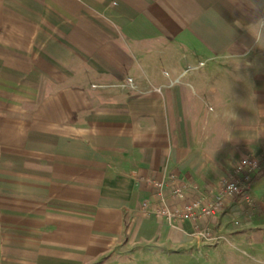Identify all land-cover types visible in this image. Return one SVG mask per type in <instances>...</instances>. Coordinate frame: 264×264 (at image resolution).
Wrapping results in <instances>:
<instances>
[{
  "label": "crops",
  "instance_id": "crops-1",
  "mask_svg": "<svg viewBox=\"0 0 264 264\" xmlns=\"http://www.w3.org/2000/svg\"><path fill=\"white\" fill-rule=\"evenodd\" d=\"M251 19L237 0H0V264H159L203 242L156 210L264 160V49L234 23ZM213 232L264 250V164Z\"/></svg>",
  "mask_w": 264,
  "mask_h": 264
},
{
  "label": "built area",
  "instance_id": "built-area-1",
  "mask_svg": "<svg viewBox=\"0 0 264 264\" xmlns=\"http://www.w3.org/2000/svg\"><path fill=\"white\" fill-rule=\"evenodd\" d=\"M179 78L171 80L169 84L177 83ZM262 164L264 160L261 163L257 158L244 157L235 165L231 174L207 196H189L185 187L176 183L173 195L178 199L177 203L170 207L164 196H161L156 213L165 217L171 225L183 221L193 222L194 235L198 239L217 242L219 236L213 232L214 218L227 207L231 200L249 199L252 176L261 169ZM200 220L203 221L202 224L198 223Z\"/></svg>",
  "mask_w": 264,
  "mask_h": 264
},
{
  "label": "rangeland",
  "instance_id": "rangeland-1",
  "mask_svg": "<svg viewBox=\"0 0 264 264\" xmlns=\"http://www.w3.org/2000/svg\"><path fill=\"white\" fill-rule=\"evenodd\" d=\"M194 248L179 250L159 264H264V250L256 253L251 249L229 247L221 249L217 242L201 240ZM207 244H204L205 242Z\"/></svg>",
  "mask_w": 264,
  "mask_h": 264
},
{
  "label": "clouds",
  "instance_id": "clouds-1",
  "mask_svg": "<svg viewBox=\"0 0 264 264\" xmlns=\"http://www.w3.org/2000/svg\"><path fill=\"white\" fill-rule=\"evenodd\" d=\"M237 7L252 19L246 25L240 21L234 23L249 34L253 47L264 49V0H237Z\"/></svg>",
  "mask_w": 264,
  "mask_h": 264
}]
</instances>
